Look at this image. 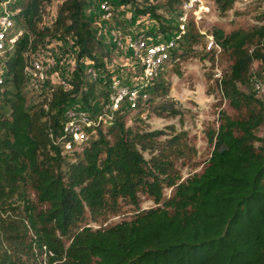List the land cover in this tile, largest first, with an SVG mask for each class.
Here are the masks:
<instances>
[{"label":"trees","instance_id":"trees-1","mask_svg":"<svg viewBox=\"0 0 264 264\" xmlns=\"http://www.w3.org/2000/svg\"><path fill=\"white\" fill-rule=\"evenodd\" d=\"M51 1L19 0L14 5L19 8L14 28L22 31L5 60L0 91V207L12 208L11 197L21 195L25 228L32 231L31 247L37 248L32 252L37 264L43 245L53 252L48 264H264V137L259 139L255 134L264 120V97L252 85L257 77H250L254 61L264 66L260 47L264 48V24L230 32L215 26L210 31L232 57L229 70L215 81L223 96L239 106L241 101L250 102L255 93L259 97L255 100L262 105L240 119L220 108V122L208 133L212 148L206 164L201 172L181 179L169 156H144L141 150L153 152L151 139L160 131L141 132L126 125V109L130 108L125 102L113 111L109 122L97 121L98 114L110 111L104 107L115 71L101 58L108 57L107 50L85 14L96 7L93 0H62L53 24L41 26L45 6ZM179 1L119 2L131 4L136 13L155 17L158 30L167 36L177 27L175 6ZM217 2L225 10L234 0ZM64 26L75 34L77 56H88V64L100 74L94 79L87 70L81 73L75 69L69 88L58 83L51 86L45 79L40 84L42 99L26 104L23 87L32 83L26 72L29 58L47 36ZM200 38L205 36L190 19L177 46L184 50H173L172 58L192 49ZM261 68L257 69L260 76ZM162 74L147 86L148 97L137 103L140 113L155 95L166 92ZM249 79L252 95L240 93L237 82L245 84ZM68 106L87 110L94 122L88 140L72 148H65V139L59 138L63 110ZM154 107L177 111L167 103ZM258 139L261 144L256 145ZM169 141L177 143L176 137ZM75 151L76 159L67 160L63 170L64 155H74ZM27 183L36 189L40 202L48 203L44 210L35 212L34 203L24 196ZM165 187L173 189L168 197ZM140 192L152 196L157 205L104 227L83 224L73 230L86 209L95 217L115 209L118 198L138 205ZM12 229L13 225L2 222L0 238L12 237ZM62 236H68V241ZM18 246L12 249L13 256L7 249L2 251L0 264H24Z\"/></svg>","mask_w":264,"mask_h":264},{"label":"rangeland","instance_id":"rangeland-1","mask_svg":"<svg viewBox=\"0 0 264 264\" xmlns=\"http://www.w3.org/2000/svg\"><path fill=\"white\" fill-rule=\"evenodd\" d=\"M61 1L52 0L46 4L43 20L40 23L41 26L53 24ZM102 1L93 0L96 7H99H95V10L87 9L85 14L91 19L92 30L99 37L103 49L107 50L108 57H100L109 67L116 70L114 75L119 73L121 77L122 68H116L115 63L134 68V59H132L133 56L130 51L119 49L118 52V49L109 44L110 30L112 28L125 29L130 27L133 31L139 30L138 32L149 33L159 23L150 14L136 13L131 4L120 3V0H109L111 15L109 18L103 17V12L100 9ZM207 3L210 9L204 13L201 20V27L207 32L212 31L215 26H220L225 32H230L237 28L251 29L259 24H264V2L260 0L232 3L225 10L220 9L217 0H208ZM260 47L264 50L261 44ZM178 49L184 50L181 47ZM78 51L79 45L76 42L75 34L71 31H66V26H64L61 31H56L52 35L47 36L39 51L34 53L33 56L45 55L47 52H51L55 56L56 65L45 77L48 84L55 86L61 77H66L71 81L75 69L81 73L86 71L90 59H88V56L79 58L77 56ZM231 61L232 57L229 49H221L218 52L213 49L207 50L205 38H200V41L193 45L192 49H185V52L181 55H177L170 60L168 68L160 77V80L166 86V92L160 91V94L155 95L150 106L143 108L141 113L139 110L126 109L125 124L132 129L141 132L153 129L160 131L156 139H151L155 144L153 152L146 149L141 150L146 158H149L152 153L169 156L173 160L174 167L180 173L181 179L193 173H199L206 164L212 148V141L209 139L208 133L210 130L216 129L220 122L218 110L222 108L231 117L240 119L247 117L251 111H257L261 108L262 103L255 100V98H259L255 93L250 102L244 103V101H241L239 106H234L228 98L223 96L222 90L216 86V79L221 74L224 76L229 70ZM260 68L262 76L257 74V69L259 70ZM263 69L264 66L262 64L254 61L250 68V77L255 76L264 81ZM97 74H100V71ZM216 74H219V76ZM84 79L88 80V77L84 75ZM237 89L242 94L252 95L253 93L250 79L245 84L237 82ZM40 90L42 88L39 83L35 84L34 82L24 86L23 93L26 98V104L42 99L43 94H40ZM48 92L50 93V91ZM165 103L173 105L177 111L172 113L166 110L161 111L159 107H154V105L158 106ZM238 132L236 131V133ZM255 134L259 139L264 137V120L255 129ZM109 137L112 136L109 135ZM173 137H176L177 143L171 145L169 140ZM259 139L256 140V145L261 144ZM76 151L74 155H64L61 161L63 170L67 168V160L76 159ZM23 189L26 192L24 196L34 203L35 212L42 211L48 206L47 202L38 200L37 191L31 183H27ZM172 192V187L164 188V193L167 197ZM20 196V194L16 193L11 197L12 208L0 207V224L3 222L8 226L13 225L12 237L6 239L1 236L0 238L2 242L0 253L7 249L11 251V256H13L14 252L12 249L18 244L17 253L19 258H21L20 262L37 264L36 258L33 257L34 250L37 248L31 247L30 244L32 231L25 228L26 210L24 209V200ZM155 205L157 203L152 196L143 192H140L138 205L118 198L115 209L101 211L95 217L94 214L86 209L81 220L77 221L76 225L73 226V230L83 224H90L93 227H104L123 218L129 219L133 217L141 208ZM62 239L67 242L68 236H62Z\"/></svg>","mask_w":264,"mask_h":264},{"label":"built area","instance_id":"built-area-1","mask_svg":"<svg viewBox=\"0 0 264 264\" xmlns=\"http://www.w3.org/2000/svg\"><path fill=\"white\" fill-rule=\"evenodd\" d=\"M250 1L256 0H234L233 3ZM260 1L264 2V0ZM207 2L208 0H180L175 6L177 27L167 36H163L161 31L158 30V25L151 29L154 30V33L133 31L130 27L125 29L112 28L110 30L108 38L111 46L118 49V52L119 49L130 51L133 56L131 58L134 59V68L115 63L116 68H122L121 77L125 80L120 77L119 73L117 75L112 74L108 90L109 102L104 107V109L109 108L110 111L105 110L103 114H98V122L100 120L109 122L113 111L118 109L124 102L130 110H136L137 103L148 97L147 86L153 83V79L160 72L163 73L168 68L172 58L171 53L173 50L178 49V42L182 38L190 19L194 21L199 32L205 36L206 49H213L216 52L221 50L213 34L201 27L204 13L210 9ZM18 3L19 0H0V91L4 82L5 60L22 31L21 28H14L15 14L19 10L14 5ZM100 9L103 12V17H110L111 6L109 0H103ZM55 65L56 58L51 52H47L45 55H32L26 65V72L32 83L41 84ZM86 70L92 78H97L98 72L93 66L88 65ZM216 75L219 76V74ZM253 79L252 85L256 93L264 97V81L258 78ZM57 83L64 88L71 86L69 79L66 77H61ZM64 110L59 138L65 139V148H72L73 144L79 146L88 140L94 124L93 118L87 110L75 106H68ZM52 254L53 252L43 245L39 257L40 264H48V256Z\"/></svg>","mask_w":264,"mask_h":264}]
</instances>
